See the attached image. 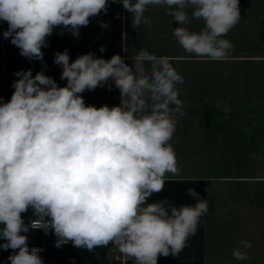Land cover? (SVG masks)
<instances>
[{
    "label": "clouds",
    "instance_id": "9594fccd",
    "mask_svg": "<svg viewBox=\"0 0 264 264\" xmlns=\"http://www.w3.org/2000/svg\"><path fill=\"white\" fill-rule=\"evenodd\" d=\"M112 2L131 14L132 27L152 26L149 6L165 8L180 25L172 35L190 55L223 61L233 49L225 37L240 20L239 0ZM108 7L109 0H0L3 37L21 56L43 61L54 28L79 35ZM189 8L191 20L203 21L199 32L186 27ZM131 58L129 66L119 54L104 59L90 52L70 62L67 49L58 51L53 62L65 86L43 71L21 70L10 100L0 97V249L12 250L10 264H43V249L29 248L24 234L36 229L51 231L58 248L71 243L92 252L112 244L133 264L178 256L196 234L209 204L193 188L187 192L194 205L148 202L181 172L171 141L185 115L178 88L184 77L172 57L140 49ZM109 81L120 91L119 105H87L82 94ZM29 209L34 219L26 224ZM251 247L241 240L233 259L248 260L242 249Z\"/></svg>",
    "mask_w": 264,
    "mask_h": 264
},
{
    "label": "crops",
    "instance_id": "0c3cea01",
    "mask_svg": "<svg viewBox=\"0 0 264 264\" xmlns=\"http://www.w3.org/2000/svg\"><path fill=\"white\" fill-rule=\"evenodd\" d=\"M239 7L240 20L225 37L233 44V49L223 61H210L186 53L172 35L173 30L180 25L172 17L166 15L165 8L159 6H149L145 13L153 21L151 27L143 24L139 27H132L131 14L124 10L121 3H113L109 0L107 13L101 12L98 16L91 17L90 23L80 28L79 35H76L74 30L63 26L54 28L53 34L47 37L49 46L42 48L43 61L29 60L21 56L20 50L11 43V38L3 37V32L8 28L7 22H0V97L5 102L10 100L14 92L13 82L18 79L14 74L21 70L31 69L33 76L43 71L59 86H65L67 81L61 79L62 68L53 62L54 55L58 51L63 52L67 49L70 62L79 55L90 52L104 59H110L112 55L119 54L124 57L125 63L131 66L133 64L131 56H134L140 49H144L158 57L166 55L173 58L174 68L184 77L183 84L178 85V88L185 115L187 113L188 117L198 116L200 110L206 112L208 103L214 100L215 71L221 72L220 76L225 79L222 81L225 85H237L241 80L243 81L241 85L246 87L264 84V44L261 41L264 38V0H239ZM188 12L191 20L192 9L189 8ZM101 23H107V28H102ZM203 26L201 20H191L186 25L191 31L196 32H199ZM124 46H127L128 52L123 51ZM101 47L105 49L103 53L100 52ZM234 70L240 77L235 78L233 73L230 74ZM249 75L253 78V82L248 79ZM236 79L239 81H235ZM243 92L248 94V91ZM82 95L87 105L96 107L104 104L111 107L120 103V91L114 87L112 81L103 87H97L94 91H85ZM204 129L205 139L208 131L207 128L204 127ZM203 132L198 126L177 124L171 143L181 172L178 176H169L163 191L154 194L148 202L168 199L177 207L184 204L194 205L195 199L187 192V189L193 188L200 197L208 200V212L200 218L196 234L189 237L187 247L178 256H160L158 264L221 263V257L215 263L212 257L209 258L208 231L209 226H212L210 215L213 212V199L211 198L213 186L214 182L221 179L212 177L205 171L198 172L199 162L196 158L181 162L182 158H188L186 152L183 151L196 149L197 134ZM22 217L28 224L31 219H34L32 210L29 209L28 212L23 213ZM24 234L28 237L29 248L43 249L40 253L43 264H73V262L74 264H133L131 259L127 261L115 259L114 253L118 251V248L112 244L89 252L83 248L77 249L71 243L56 247V237L51 231L46 234L43 230H30ZM2 243L4 241L0 240V244ZM232 251L233 248L231 250L227 247L226 251L222 252L224 264L226 262L227 264L236 263L230 254ZM10 254H12L11 249L7 251L0 249V264H10L8 261Z\"/></svg>",
    "mask_w": 264,
    "mask_h": 264
},
{
    "label": "rangeland",
    "instance_id": "374dc122",
    "mask_svg": "<svg viewBox=\"0 0 264 264\" xmlns=\"http://www.w3.org/2000/svg\"><path fill=\"white\" fill-rule=\"evenodd\" d=\"M261 41L264 44V38ZM220 73L215 71L214 100L207 111L191 117L186 113L178 120L177 124L204 131L197 134L196 149L183 151L188 158L181 162L196 158L198 172L221 179L214 182L211 196L209 258L215 263L221 257L220 264H224L222 252L246 240L252 247L242 250L249 258L235 264H264V84L246 87L241 80L237 85H225ZM232 73L240 77L237 71ZM248 79L253 82L251 76ZM204 127L208 131L205 139Z\"/></svg>",
    "mask_w": 264,
    "mask_h": 264
},
{
    "label": "built area",
    "instance_id": "2783aa9c",
    "mask_svg": "<svg viewBox=\"0 0 264 264\" xmlns=\"http://www.w3.org/2000/svg\"><path fill=\"white\" fill-rule=\"evenodd\" d=\"M117 17H119V15H117ZM30 222V221H29ZM37 231H40V229H36ZM114 258L115 259H120L121 261L125 260V257L120 253L119 249L118 251L114 253Z\"/></svg>",
    "mask_w": 264,
    "mask_h": 264
},
{
    "label": "trees",
    "instance_id": "16d2710c",
    "mask_svg": "<svg viewBox=\"0 0 264 264\" xmlns=\"http://www.w3.org/2000/svg\"><path fill=\"white\" fill-rule=\"evenodd\" d=\"M0 227H1V225H0Z\"/></svg>",
    "mask_w": 264,
    "mask_h": 264
}]
</instances>
